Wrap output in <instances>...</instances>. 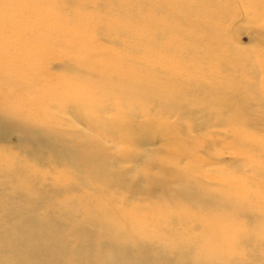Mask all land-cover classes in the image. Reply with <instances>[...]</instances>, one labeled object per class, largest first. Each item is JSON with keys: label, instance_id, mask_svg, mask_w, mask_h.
<instances>
[{"label": "bare ground", "instance_id": "1", "mask_svg": "<svg viewBox=\"0 0 264 264\" xmlns=\"http://www.w3.org/2000/svg\"><path fill=\"white\" fill-rule=\"evenodd\" d=\"M263 49L264 0H0V264H264Z\"/></svg>", "mask_w": 264, "mask_h": 264}, {"label": "rangeland", "instance_id": "2", "mask_svg": "<svg viewBox=\"0 0 264 264\" xmlns=\"http://www.w3.org/2000/svg\"><path fill=\"white\" fill-rule=\"evenodd\" d=\"M240 25H241L240 30H239L240 33L236 37V39H237V41H236L237 42V47L239 49H241L242 51H245L246 53H249V52H251L253 50L254 44H252L249 41L247 30L245 29L244 31H241L243 28H246L247 26L245 24H243V23L240 24ZM6 29L9 30L8 28H6ZM66 119H69L70 121L71 120L73 121V118L71 116H69V115H66ZM172 119L174 120V118H172ZM162 146L163 145L161 143H159V141H157V143H155V145L152 148H162ZM136 149L138 150L139 148H136ZM226 153H228V152H225L223 154H226ZM198 154L205 156V154H203L202 152H198ZM216 164H218V166H220L222 163H215V164H213V165H211L209 167H205L204 170H209L211 168L213 169V167L214 168L217 167Z\"/></svg>", "mask_w": 264, "mask_h": 264}]
</instances>
